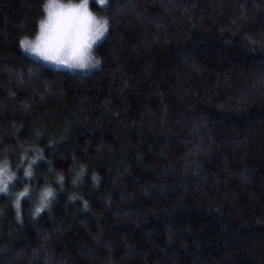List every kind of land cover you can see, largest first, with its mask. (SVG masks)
Instances as JSON below:
<instances>
[{
    "label": "trees",
    "instance_id": "1",
    "mask_svg": "<svg viewBox=\"0 0 264 264\" xmlns=\"http://www.w3.org/2000/svg\"><path fill=\"white\" fill-rule=\"evenodd\" d=\"M48 2L0 0V264H264V0L91 2L87 73L21 47Z\"/></svg>",
    "mask_w": 264,
    "mask_h": 264
},
{
    "label": "clouds",
    "instance_id": "2",
    "mask_svg": "<svg viewBox=\"0 0 264 264\" xmlns=\"http://www.w3.org/2000/svg\"><path fill=\"white\" fill-rule=\"evenodd\" d=\"M105 2L106 0H96V3L101 6ZM42 21L45 22L43 31H39L34 40L27 37L21 40V42H28L31 45V51L48 60L55 61L56 65L67 66L68 69L84 71L99 66L100 59L94 55L93 49L98 42L102 41L108 21L106 17L98 16L90 10L89 0H80L77 4L69 3L67 5L57 3L52 15H47V18ZM84 175L85 169L81 168L73 183H78ZM25 176H32L31 166L25 169ZM15 179V173L9 170L7 163H0V192H5L7 189L4 186H9ZM63 180L62 175L57 176V183L61 186ZM93 180L96 181L98 178L94 176ZM55 195V190L51 186L41 189L38 202L33 209L34 218L51 206ZM26 196H29L27 187L20 191L15 199L14 207L18 218L21 200Z\"/></svg>",
    "mask_w": 264,
    "mask_h": 264
},
{
    "label": "rangeland",
    "instance_id": "3",
    "mask_svg": "<svg viewBox=\"0 0 264 264\" xmlns=\"http://www.w3.org/2000/svg\"><path fill=\"white\" fill-rule=\"evenodd\" d=\"M91 2H92V0H89V8H90V10L91 11H93L92 10V8H91ZM109 2V0H106V2L101 6V5H99L100 7H104V6H106L107 5V3ZM57 3H61V4H65V5H67V4H69V3H63V2H59V1H57ZM77 3H79V2H77ZM77 3H73L72 2V4H77ZM94 12V11H93ZM95 13V12H94ZM97 14V13H96ZM98 16H100L99 14H97ZM47 18V13H46V17H45V19ZM107 30H108V26H107ZM106 34H107V32L105 33V36H106ZM35 39V38H34ZM34 39H30V40H34ZM103 40V39H102ZM99 43V42H98ZM97 43V44H98ZM95 47V46H94ZM93 52H94V49H93ZM30 54V53H29ZM32 56L33 57H35V58H37L38 60H40V61H42L44 64H46V65H48V66H52V67H59V68H63V69H67V70H70V71H74V72H80V73H87V72H92L93 70H95V69H97V68H94V69H91V70H84V71H82V70H79V69H68L67 68V66H60V65H56L55 63H53V62H48V61H44L42 58H40V57H38V56H35L34 54H32ZM2 163H5V162H2ZM7 163V165H8V167H9V170L11 171V172H13V173H15L13 170H11V168H10V165L8 164V162H6ZM29 166H25L24 167V172H25V169L26 168H28ZM32 174H33V169H32ZM17 174L15 173V176H16ZM27 177V176H26ZM17 181H16V179L12 182V183H10L9 184V186H8V188H7V190L5 191V192H0V198H4V197H6V196H9V197H11L12 196V194H10V192H11V189H13V187H14V185H15V183H16ZM14 190V189H13ZM15 190H17V189H15ZM20 191H22V190H20ZM19 193V192H18ZM18 193H16V194H13V196H14V198L16 199V197H17V195H18ZM25 198H27V196L26 197H24L23 199H25ZM23 199L21 200V204H22V201H23ZM15 202V201H14Z\"/></svg>",
    "mask_w": 264,
    "mask_h": 264
},
{
    "label": "snow or ice",
    "instance_id": "4",
    "mask_svg": "<svg viewBox=\"0 0 264 264\" xmlns=\"http://www.w3.org/2000/svg\"><path fill=\"white\" fill-rule=\"evenodd\" d=\"M92 2L95 3L96 0H92ZM56 4H57V0H49L47 6H44L45 7V11L47 12V15L48 16H51L52 15V13L54 11V6ZM44 24H45V22L42 21L41 24L39 25V29H40L39 31H41V32L43 31ZM106 32H107V28H106ZM104 37H105V35H104ZM21 47L25 50L26 53L34 54L35 56H38V57L42 58L44 61H48V62L55 63V61L48 60V59H46L44 57L39 56L34 51H31V45L28 42H21ZM4 187H5V189H7L8 188V185H5Z\"/></svg>",
    "mask_w": 264,
    "mask_h": 264
}]
</instances>
